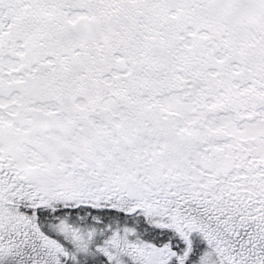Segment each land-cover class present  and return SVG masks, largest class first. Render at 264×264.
I'll use <instances>...</instances> for the list:
<instances>
[{"label":"snow or ice","instance_id":"obj_1","mask_svg":"<svg viewBox=\"0 0 264 264\" xmlns=\"http://www.w3.org/2000/svg\"><path fill=\"white\" fill-rule=\"evenodd\" d=\"M0 264H264V0H0Z\"/></svg>","mask_w":264,"mask_h":264}]
</instances>
